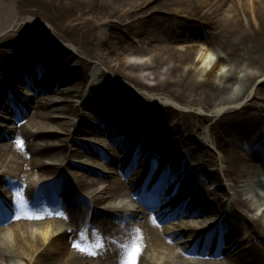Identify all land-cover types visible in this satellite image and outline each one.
Segmentation results:
<instances>
[{
    "label": "bare ground",
    "instance_id": "obj_1",
    "mask_svg": "<svg viewBox=\"0 0 264 264\" xmlns=\"http://www.w3.org/2000/svg\"><path fill=\"white\" fill-rule=\"evenodd\" d=\"M169 1L171 3L168 0H0V46L4 43L10 47V52L0 51V128L4 129H0V194L17 193L22 203L18 206V217L24 218L14 227L17 229L7 234L0 226V264H16L13 261H20L18 258H22V264H131L133 254L136 256L135 264H208L216 261L215 264H221L219 257L214 258L217 251L211 252L208 243L203 245L194 239L191 243L187 242L193 244L192 249L178 246L173 241L174 237L168 239L167 230L170 227L159 226V221L151 217L136 221L138 212L129 208V202L116 205L121 195L128 201L124 180L117 178L116 173L120 165L119 155L108 156V152L90 145L88 141L95 134H100L96 135L100 136L97 141L107 146V150L120 152L131 148L123 157L125 165H139L147 156L155 159L150 175L141 184L145 190L151 186L153 175L171 180L186 200L191 201L183 206L197 210L184 212L186 215H206L210 210L219 216L214 228L220 231L219 242L223 245L218 249L220 253L234 256V264H264V247L253 242L257 238H264V210L262 216L254 214V208L263 207V189L262 185H255L253 180L256 172L260 168L264 169V105H257L253 101L240 108L216 112L212 116L181 113L170 105L156 103L146 97H143L144 102L121 85L114 88L112 77L107 76L104 83L102 79L99 80L104 72L97 79L94 78V71L103 64L108 67L111 76L133 83L140 91L170 96L177 102L203 111L243 100L254 79L264 74V0ZM179 15H183L184 20L191 25L179 21ZM35 19L39 20L38 26L31 24ZM200 23L210 29L205 35V43L223 53L214 66L222 59L229 62L227 69L220 72L218 77L213 74L214 68L205 65L198 69L193 65L192 47L184 52L174 47L175 43L189 37H201V33L194 30ZM100 26H106L107 29L104 37L98 40L92 31ZM46 28L78 53L94 61L95 65L92 67L90 91L85 96V100L91 99L96 104H90L95 122L92 115L77 128L81 131L82 127L85 128L82 134L87 141L75 139L72 148L64 145L57 152L53 149L55 140L51 113H74L75 109L72 99H66V104L56 105L55 90L58 91L61 84L68 82L73 85L85 84L89 63L86 59L77 60L73 52H68L65 46L54 43L52 39L46 47L43 40H39L40 49L33 52L16 49L15 44L21 34L35 31L47 37L51 33ZM111 28H125V33L133 35V42L125 45L121 38L114 40V30ZM131 54H149V59L143 63L131 62L126 59ZM113 55L118 60L114 65L111 62L115 60ZM65 56L69 62H77L70 70L72 74L65 67L66 60L60 63ZM240 68L245 71L243 75L239 74ZM2 77L6 81H2ZM17 82L20 84H15ZM14 84L16 88L23 86L28 95V87L32 88L35 84L42 93L41 99L45 100L39 106L48 110V113H38L37 108L33 107L36 102L35 105L31 102L32 105L22 100L24 106L19 108L20 100L14 95L18 89L14 90ZM253 99H256L255 95ZM29 110L30 128L36 126V130L21 127L13 140L6 142L7 136L13 133L11 130L14 125L10 122L4 125L6 119L13 122V118L7 115L13 113L17 117ZM171 115L178 118L175 123L177 128L183 126L189 138L197 139V143L199 141L198 145L201 142L199 135H204L203 129L209 125L210 135L222 151L224 176L233 191L229 209L225 213L222 210L228 201L222 202L218 194L206 190L205 182L201 184L199 194L190 192V186L195 184L199 171L190 166L188 161L196 158L197 151L183 155L174 151V127L160 136L157 124ZM41 116L45 121L39 123L37 119ZM149 116L154 124L146 128ZM61 127L70 133L68 126L61 124ZM102 134L111 140H105ZM155 134L161 138L155 147L145 151L142 148L146 142L141 141L139 148L133 151L136 137H154ZM116 145L121 148H116ZM240 151H244L246 156ZM68 152L77 158L85 157L91 164L89 166L104 159V165L100 167L105 169V176L110 177L101 181L98 171L84 164L69 162V167H65L63 163L56 165L43 162L45 158H62L64 162ZM158 164H161L160 168ZM73 166L79 170L72 172L74 178L70 181L67 180V170ZM183 166H186V172L181 170ZM198 166L201 167V163ZM29 170L38 172L42 178L55 174L58 177L30 185L26 183L30 177ZM203 175L214 177L221 187L224 186L218 173L205 172ZM97 183L103 184L100 192L105 193L107 199L95 195L92 201H88L76 191L85 192ZM161 184L153 193L162 192ZM210 195V201H203L204 197ZM99 204L105 205L107 210H98ZM160 215L162 219L163 213ZM174 216L176 218H172L171 226L176 224L182 231L185 228L186 233H189L191 227L183 225L185 222H177L179 214ZM8 217V213H3L0 222ZM38 218L61 220L63 224L56 223L53 228L40 222L37 225L40 231L35 234L30 229L34 223L28 220ZM198 224L196 226L201 227ZM85 229L89 231L88 236L83 235ZM56 230L61 232L58 236ZM228 232L232 236L227 241L224 234ZM252 232L254 236L251 237ZM137 248L140 250L138 253ZM15 252L19 254L18 257L12 255ZM190 254L201 255L205 259L190 260L187 257Z\"/></svg>",
    "mask_w": 264,
    "mask_h": 264
},
{
    "label": "rangeland",
    "instance_id": "obj_2",
    "mask_svg": "<svg viewBox=\"0 0 264 264\" xmlns=\"http://www.w3.org/2000/svg\"><path fill=\"white\" fill-rule=\"evenodd\" d=\"M159 1H164V0H159ZM168 3H171V2L168 0ZM177 19L179 21H182L185 25H186V23H189V22H186L184 20L183 15H179V18H177ZM31 24L38 26L39 20L35 19ZM189 24L191 25V23H189ZM193 26H196V25L193 24ZM204 27H206V26L203 23H200L194 29V30H197L199 33H201V35H202L201 37H198V38L189 37V39L175 43L174 47L177 48L178 51H183V52L188 47H192L194 50V64L193 65L195 67H197L198 69L203 68V66H205V65H207L208 68H214L213 74L218 77L220 72H223L224 70L227 69V67L229 66V62L222 59L220 62H218L219 63L218 65L214 66L216 60H218L220 55H222L223 53L219 52L218 48L205 43V39L207 38V37H205V35H207L209 33L210 29L204 28ZM106 29H107L106 26H100L98 29L93 30L92 34L95 37V39L99 40L101 37H104ZM46 30H48V29L46 28ZM111 30H114V36H115V37H113L114 40L117 41V39L121 38L122 44H125V45H127V43L129 45L130 43L133 42V35H131V34L129 35V34L125 33L124 32L125 28L120 29V30L111 28ZM40 31H42V30H40ZM50 33H51L50 35L49 34L47 35L45 32V35H47V37H48L47 38V37L43 36L42 34H40V32L39 33L35 32V31L24 32L23 34H21L19 40H17V43L15 44V46L17 47L16 49L21 48L20 51L29 49L33 52V51L40 49V45L38 44L39 40H43V44H45V47H46L50 42L49 40L52 39V40H54V43H58L62 46H65L68 49V52H73L74 58H76L77 60H79V59L88 60L87 62L89 63V67H90V68L89 67L87 68L88 76L86 78V80H87L85 83L86 85L85 84L73 85V83L68 82V83L61 84V87L60 86L58 87V91L55 90V92L57 94L56 97L54 98L56 100V105L66 104L67 103L65 101L66 99H72L71 103L75 109L74 113L73 112H63V113L62 112H59V113L54 112V113H51L52 123L54 124L53 139L55 140L53 142V144H55V148H53V149H54V152H57L61 149V147L63 148L64 145H69L70 148H72V146L75 144V142H74L75 139L80 141V142H86L87 141L83 138V134H82L83 130H85V128L82 127V131L79 129L77 130V128L81 127V123L85 122V119L87 121V118L90 119L89 116L91 117L93 115V112H91V109H90V104L96 105V104H94L95 102H93L91 99L85 100V96H87V94L90 91L89 90L90 83L93 80L91 74L93 73V70H94V69H92V67H95V65L93 64L94 61H92L89 58H86L82 54L78 53L76 51V49L72 48V46L63 42L62 39H59L57 37V35H55V33L52 34V30H50ZM192 35H194V34H192ZM135 40H137V39H135ZM9 48L10 47L6 46L3 43L0 46V51L10 52ZM68 52H66V54ZM117 56L118 55H116V57ZM119 58H121V56ZM113 59H115V55H113ZM126 59L131 61V62H142L143 63V62L148 61L149 54H140V55L131 54V56H126ZM65 60H66V62H65ZM63 62H65V64H66L65 67L67 69H69V74H72V71H70V70L76 66L77 62H73V61L69 62V58L66 56L61 59L60 63H63ZM111 62L114 65V64L118 63V60L115 59ZM96 70L97 71H94V78L97 79V77L102 72H104L105 74L99 80H101V79H102V81L106 80L107 76H108V78L112 77L114 88H116V86H118V85H121V86L125 87L126 90L134 93L137 98H140V100H143L144 102H145V99H143V97L144 98L146 97L150 101H154L156 103L160 102V104H164V105H170L176 111H179L181 113L194 112V113L207 114V115L212 116L216 112L222 113L227 108H233V107L240 108L245 103H252L253 101H255L257 103V105H264V74L259 75L254 79V82L251 85V87L249 88L248 93L245 95L243 100L239 101L237 104L223 105V106H219L216 109H211V111H203L197 107L177 102L170 96H163V95L160 96V95H157V93H155V92L152 93L151 91L148 92L146 90L140 91L134 86L133 83L126 81V80H123V79L120 80L116 77L114 78L113 76H111L110 70L108 69V67L104 66L103 64L98 65ZM239 71H240L239 72L240 75H243L245 73V71L242 70L241 68L239 69ZM247 71L253 72L254 70L248 69ZM3 79L4 78L2 77V81H6ZM103 82L106 83V81H103ZM15 84H20V83L17 82ZM15 84H14V86H15L14 90L17 91V89H18V94L16 93L14 95L18 99V101L19 100H23V101L25 100L32 105H33V103H31V102H34V105L36 102V105L33 107L37 108L36 110L38 113H40L41 115L48 113V110H43V109H41V106H39V104L43 103V101H45V100L41 99L42 93H40V91L37 90V86L35 84H34V87H32V88L28 87V91L30 92V94L28 95V93H27V95H28L27 97L24 96L25 92H24L23 86L16 88ZM143 93H144V95H143ZM253 95H255L256 99H253ZM47 101H50V100H47ZM85 105H88V107H86ZM29 111H31V110H29ZM29 111H26V113H24V114L22 112V114L13 118V122L11 121L12 124H14L12 127V129L14 131L13 133L18 132L21 127H23L24 129H30L33 131L36 130V126L30 128L32 124H29L27 126L25 125V122L27 119L24 118V116L25 115L31 116V113ZM60 113H62V114H60ZM263 114H264V112H263ZM147 115H149V114H147ZM93 116H94L93 121L95 122V114ZM150 116L148 117V121H147L148 125L146 124V128H150L151 125L154 124V120ZM41 117L42 118L37 119L39 123H40V121L44 120L43 116H41ZM19 121H20V123H19ZM17 122L19 124L17 126H15V123H17ZM177 122H178V118L175 117L174 115H171L168 118H165V120H163V122H159L157 124V126L160 128V136H163L168 129L174 127V131H175L174 133L176 134V137L173 138L174 143H175L174 151L175 152L178 151V155H183L184 153H189L190 151H194V150L197 151L196 158L188 161V164L190 166H192L193 168L195 167L196 171H199V174H198V177L196 180L197 184H196L195 188H192L190 186V189L193 193L199 194L198 191L201 189L200 186L203 182H205L206 184L204 185V187L206 188V190L209 189L210 193L218 194L220 196L222 202L226 203V201H228L222 210V212L225 213L229 209V202L231 200V197L233 196V191L230 189V187L228 185V181L224 176L223 171H224L225 164L223 163L222 151L219 148V146L217 145V143L211 137L210 132H209V125H206V127L203 129L205 134L199 135V138H200L199 140L202 143L200 142V145H198L199 141L197 143V141H196L197 139L193 140L192 138H189L188 132H187V130L184 129L183 126L181 128H177V126L175 124ZM61 124H64V125H66V127L67 126L69 127L68 128L70 130V133L68 132L69 134L66 131L62 130ZM2 130H4V129H2ZM96 135H100V134L93 135L92 136L93 138H91V140L93 142L88 141V143L90 142L89 143L90 145L92 143L93 147L99 148V146H100V149H101V147H103V145L97 141V140H100V136H96ZM157 136H158V134H155L154 137H152L150 135V136H148L142 140L140 137H136V139L134 141V145H132V148L138 149L139 145L141 144V141H142V143L146 142V146L143 147L142 149H145V151H147L150 148H153L158 144V142L160 141L159 139H161V138H157ZM103 138L105 140L107 139L106 137H104V135H103ZM12 139L13 138L11 136V138H9L7 141L10 142ZM101 141H103V140H101ZM37 143L40 145L43 144L40 141H37ZM102 150H103V148H102ZM104 151H106V152L108 151V154H110V155L118 153V152H115V150L114 151L107 150V147L104 148ZM125 152H126V150L124 149L122 152L118 153L119 159H120L119 160L120 167H122V166L123 167L121 169H119L116 173L118 174L119 172H121V174L120 173L118 174L117 178H122L124 180L123 183L126 186L131 181L136 180L134 178V176H138L139 179L144 178V173H145V168H146L144 166L145 162L149 163V161L152 160V162L155 163V159L149 158L148 160L140 163L139 165L132 163L128 166H124L125 161L123 160V157L125 155ZM198 152H199V154H198ZM240 152L242 153V155L246 156L244 151H240ZM67 155L68 156H67L66 160H64V162H63L62 158L61 159L53 158L52 160L49 158H45L43 160V162L46 164H56V165H58L59 163H63V164H65V167H69V165H70L69 162L72 164H84V165H87L88 167L92 168V170H94L96 172L98 171V174H100L99 177H100L101 181H104L107 179V176H105V171H103V169L101 170V167H100L101 161L99 163H95L92 166H89L91 164L88 163L89 161L85 157L77 158V157L72 156L69 152ZM199 163H201V165H202L201 167L198 166ZM158 165L160 166V164H158ZM185 167L183 166L181 170H184ZM72 168H69L68 170L66 169L68 172L67 180L70 179V181L73 180L72 178H74L72 175V172L75 170H79L78 168L75 169L74 166ZM260 169L261 170L257 171L256 176L253 178V180L256 182L255 185L261 183V182H259V179L260 180L262 179V181L264 182V169H262V168H260ZM184 171H187V169H185ZM28 172H29L28 174L30 177H28V179L27 178L26 179H27V183H31V184H37V183L42 182L44 180H50V179H54V178L58 177L55 174L52 176H48V177L45 176V178H42L39 176L38 172H36L34 170H29ZM77 172H79V171H77ZM205 172L218 173V176L220 177L221 184H223L224 186L221 187V185H219L220 184L219 181H217L214 177H211V176L207 177L206 175H203V173H205ZM14 173H15V171H14ZM103 173H104V176L102 175ZM89 176L92 177L93 175H89ZM108 178H109V176H108ZM136 182H138V181L136 180ZM260 185H262V189H263L262 192L264 195V183L259 184V186ZM96 188L98 191L95 192ZM102 188H103V184L100 183L97 186H93L92 188L88 189L85 192L79 191L78 189H76V191L81 197L88 199V201L89 200L92 201L95 195H97L98 197H101L105 200V199H107L106 194L105 193L101 194V192H100V190ZM93 190H94V192H93ZM201 195L202 194L198 195L197 197L199 198V197H201ZM211 195L204 197L203 201H210L212 198ZM0 197H2V199L7 198V201L2 200L1 203L5 204V205L8 204V207L2 206V209L4 211H8V213H10L11 210H13V208H11L9 203H8V199L10 197L5 196V195L4 196L2 195ZM13 198H15V196ZM253 199L255 200V198H253ZM97 207H98V210H106L107 209V207H105V205L100 206V204H99ZM136 209H137V206H136ZM255 212H256V208H254V214H255ZM12 213H13V211H12ZM147 213H149V212H147ZM208 213H209V217L207 220H209L210 222H212L215 218H217L216 215H212L210 210H208ZM261 213L259 212L258 215L262 216ZM151 215H153L154 217L157 216L156 214H153V213H151ZM138 216H139V218H138V220L137 219L136 220L140 221L142 219V216H145V215H138ZM263 220H264V217H263ZM17 223H16V218L10 217L8 219L7 223L4 225V231L6 230L4 233L7 234L8 232H10L12 230L17 229L18 227L14 228ZM43 223L52 225L53 222L49 221V220H43ZM58 224L61 225V224H63V222H61V220H60V221H58ZM37 225H39V224L34 223L33 226H30V227H32L30 229L35 234H37L38 231H40V228H39L40 226H37ZM52 227L54 228L53 225H52ZM88 233H89V231L87 229H85L83 231V235L85 234L86 236H88ZM224 235L226 236L227 241L232 236V234H230L229 232H228V234L226 233ZM252 236H254L253 232H252L251 237ZM184 238H186V237H184ZM184 241H185V239L182 238L180 240H177L176 242H177V244H179L178 246L183 245V247H187L188 249H191L192 246H188V245L184 246L185 245ZM253 242L258 246L264 247V238H257ZM249 244L251 245L252 242L250 241ZM210 248L212 249L213 247H210ZM213 250H216V249H213ZM14 254H12V255L15 257H18V255H19V254H16V252ZM187 257H189L190 260L194 259V260H198V261H200L201 259H205V258H202L203 256L201 257L200 255L196 256V255L190 254ZM217 257L220 258L219 260H220L221 264H234V262L232 261V257H234V256H229L226 253H223V254L218 253L216 255V257H214V258H217ZM18 259L20 261L15 259L13 262L16 264H22L23 263L22 258H18ZM217 262L218 261L213 262V263H208V264H215Z\"/></svg>",
    "mask_w": 264,
    "mask_h": 264
},
{
    "label": "snow or ice",
    "instance_id": "obj_3",
    "mask_svg": "<svg viewBox=\"0 0 264 264\" xmlns=\"http://www.w3.org/2000/svg\"><path fill=\"white\" fill-rule=\"evenodd\" d=\"M74 247H78V245H73ZM140 250L137 248L136 253H138ZM136 256L135 254L132 255L131 264H135Z\"/></svg>",
    "mask_w": 264,
    "mask_h": 264
}]
</instances>
